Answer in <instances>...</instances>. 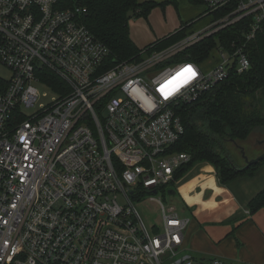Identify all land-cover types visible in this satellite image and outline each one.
<instances>
[{"label":"built area","instance_id":"2783aa9c","mask_svg":"<svg viewBox=\"0 0 264 264\" xmlns=\"http://www.w3.org/2000/svg\"><path fill=\"white\" fill-rule=\"evenodd\" d=\"M202 3L203 29L109 64L82 22V0H0V264H249L190 256L188 217L157 199L159 217L147 224L136 208L190 159L171 150L184 131L175 108L231 68L248 70L245 44L264 25V0ZM240 20L243 41L231 52L216 46L209 70L176 59ZM40 68L64 86L43 83ZM37 84L51 95L42 100Z\"/></svg>","mask_w":264,"mask_h":264},{"label":"trees","instance_id":"16d2710c","mask_svg":"<svg viewBox=\"0 0 264 264\" xmlns=\"http://www.w3.org/2000/svg\"><path fill=\"white\" fill-rule=\"evenodd\" d=\"M190 1L202 3V0ZM164 4L154 0H82L86 8L82 22L108 47L110 64L139 56L141 48L129 35V20L132 17L147 18L153 7H163ZM192 23H182L175 31L145 47L148 50L162 49L172 44L186 35ZM243 27L244 21L240 20L220 29L179 53L176 59L199 64L218 45L231 52L233 44H240L244 39ZM245 51L250 60L248 70L237 73L234 67L231 68L225 79L196 101L175 108L184 131L171 150L186 152L190 156L189 161L175 171V179L195 162L211 163L222 184L250 175L258 166H264V158L251 165L239 164L228 148L229 144L242 148L246 155V149L261 145L259 140L264 139V25L246 42ZM37 73L43 83L54 89L64 86L56 73L48 68H40ZM251 136L255 137L252 143L249 141ZM238 156L242 159L241 154ZM246 156L249 159L255 157ZM247 208L250 213L264 208V188L248 201Z\"/></svg>","mask_w":264,"mask_h":264},{"label":"crops","instance_id":"0c3cea01","mask_svg":"<svg viewBox=\"0 0 264 264\" xmlns=\"http://www.w3.org/2000/svg\"><path fill=\"white\" fill-rule=\"evenodd\" d=\"M154 1L176 2L175 0ZM207 16L210 17L205 13L204 6L201 16L195 20L191 19L195 17H186L180 25L195 23L197 19L200 20ZM131 20H129V35L138 47L143 40L147 41L141 47L179 28L175 27L162 35L134 37V33L130 31ZM207 24L198 29L188 28L186 31H198ZM196 165L197 168H195ZM263 168V165L258 166L252 174L235 178L238 179L236 184L239 192L230 186V181L222 184L214 166L208 162H195L178 179H174L172 184L178 187L185 185L186 194L190 196V200L185 199L189 213H182L183 216L189 218V224L184 232L186 250L199 252L202 258L221 256L249 264L264 263V208L254 213H250L247 208L248 201L264 188ZM195 169H197L196 175L193 174ZM167 191L174 192L173 189Z\"/></svg>","mask_w":264,"mask_h":264},{"label":"rangeland","instance_id":"374dc122","mask_svg":"<svg viewBox=\"0 0 264 264\" xmlns=\"http://www.w3.org/2000/svg\"><path fill=\"white\" fill-rule=\"evenodd\" d=\"M175 1H176L175 3L167 2L163 5V7L161 6L153 7L148 13L147 18H144V17L130 18V20L132 19L130 21V31L134 33V37H138V36L150 37L155 34L162 35L166 33L167 31L173 30L175 27H179L180 22L183 19L186 20L185 19L186 17H195V18H191L195 20L197 17L202 15V11L204 8L202 3H192L190 0H175ZM210 19L211 18L208 16L200 20L197 19V21L188 28L198 29L202 25H206ZM146 41L147 40H143V42H140L139 48H142L141 46L144 43H146ZM217 61H219V52H218V49L215 48L210 51L209 56L203 62L199 63L198 67L201 71L205 72L209 70L210 68H212L215 65V63H217ZM0 73H2L5 76L8 75V71L6 68H0ZM37 88L39 90V94L42 100L44 99L42 98L43 93L49 96L51 95L50 90L46 88L45 86L37 84ZM254 139L255 137L251 136L249 140L250 143H252ZM262 140H259V143L261 145H257L253 148L249 147L248 149H246L245 152L249 156L251 155L256 156L260 154L262 152V145H263V143L261 142ZM229 145H228V148L230 152L232 153V155L234 154L236 156L237 158V159L235 158L236 161L239 164H243L244 163L243 159L239 158L238 156L241 154L240 150L242 148L239 149L237 147H234L232 145L229 146ZM195 168H197V165L195 166ZM262 170L264 171V168ZM193 174L194 175L197 174V169L193 171ZM236 180L238 179L230 181L229 184L231 187L234 188L236 192H239V187L236 184ZM184 187L185 185L178 187L171 183L167 186L159 188L156 193L152 194V196L156 199V201L151 202L148 200H144L143 202L136 204V208L138 209L144 221L147 224H151L152 222L157 221L159 217V206H158L159 204L157 202V199L160 200V202L164 205L165 208H168L171 206L174 207L176 211L179 213V215L189 213V210H188L189 207L187 205L186 200H190V196L186 194V189ZM169 189H173L174 192L169 194L167 191ZM185 251H186V254L196 257L198 259L202 257L199 252L186 250V248H185ZM164 264H167V263H164Z\"/></svg>","mask_w":264,"mask_h":264},{"label":"water","instance_id":"95a60500","mask_svg":"<svg viewBox=\"0 0 264 264\" xmlns=\"http://www.w3.org/2000/svg\"><path fill=\"white\" fill-rule=\"evenodd\" d=\"M261 142L263 143V145H262V152H261L260 154H258L257 156L253 157V158H250V159H249V158L245 155L243 149L240 150V152H241V156H242L244 162L246 163V165H251V164L256 163V162H258L259 160H261V159L264 158V140H262ZM153 192H155V190H153ZM168 193L170 194V193H172V192H171V191H168Z\"/></svg>","mask_w":264,"mask_h":264},{"label":"bare ground","instance_id":"6f19581e","mask_svg":"<svg viewBox=\"0 0 264 264\" xmlns=\"http://www.w3.org/2000/svg\"><path fill=\"white\" fill-rule=\"evenodd\" d=\"M179 80H180V78L178 77V78L176 79V83H175V85L177 84V82H179ZM168 83H169V82H168ZM166 85H167V84H166ZM166 85L162 86L161 88L165 87ZM168 86H170V84H168Z\"/></svg>","mask_w":264,"mask_h":264},{"label":"snow or ice","instance_id":"6c2138e0","mask_svg":"<svg viewBox=\"0 0 264 264\" xmlns=\"http://www.w3.org/2000/svg\"><path fill=\"white\" fill-rule=\"evenodd\" d=\"M185 71H191L190 69H185Z\"/></svg>","mask_w":264,"mask_h":264}]
</instances>
